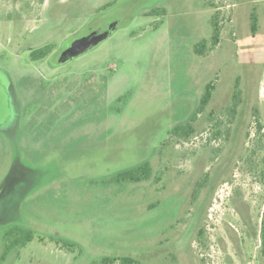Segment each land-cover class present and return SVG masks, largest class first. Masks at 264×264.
Returning a JSON list of instances; mask_svg holds the SVG:
<instances>
[{"label": "rangeland", "instance_id": "374dc122", "mask_svg": "<svg viewBox=\"0 0 264 264\" xmlns=\"http://www.w3.org/2000/svg\"><path fill=\"white\" fill-rule=\"evenodd\" d=\"M115 19L67 62L30 57ZM263 91L264 0H0V264H264ZM146 160L150 181L113 178ZM13 227L33 239L5 249Z\"/></svg>", "mask_w": 264, "mask_h": 264}, {"label": "trees", "instance_id": "16d2710c", "mask_svg": "<svg viewBox=\"0 0 264 264\" xmlns=\"http://www.w3.org/2000/svg\"><path fill=\"white\" fill-rule=\"evenodd\" d=\"M108 5H111V4L109 3L105 4L104 6H102V8L108 7ZM211 7H213V5H211ZM99 10L100 9H97L96 12ZM254 10L255 9L252 8L250 12V30L252 34H254L257 30V17H256ZM164 12H165L164 9L155 7V8L149 9L144 14L154 15V14H161ZM210 26H211V31H210L208 39L203 38L194 44L193 51L195 54L205 55L207 51L212 50L216 45H218L220 41V32H221L218 11H215L211 15ZM53 49H54L53 45L46 44L42 47L33 49L30 52V57L32 58V60H40V59L46 58L54 51H55L54 53L59 51V49H56V50H53ZM235 88L236 89L234 93L232 94V104L227 109L228 114H230V116L233 118L236 117L238 113V108L240 106V100H241L240 89H238L237 86ZM213 90H214V84L210 80L204 86L203 92L201 93L200 98L198 100L196 111L195 113H193L192 117H190V121H187L184 125L174 126L171 129L173 135L178 136L180 138H185V137H188L194 131L192 123L195 119V116L201 113L202 111H204L205 107L210 101ZM263 96H264V91H263ZM151 177H152V166L150 162L147 160L142 161L140 164L131 166L127 169L117 171L113 176V178L117 182L125 181V182H130V183L150 181ZM156 180H159V178L156 177ZM16 228L18 227H13L11 228V230H9L10 233H14L12 234V236L14 235V237H12L9 243V246L8 247L6 246L5 249L7 248L11 249L16 246H19V247L25 246L26 243L30 242L33 239V235L29 230L16 229ZM18 232H21L24 235H21V237H19ZM196 233H197L196 237L198 240L201 239V237H203V232L201 229H198ZM260 233H261V251L264 255V213L262 215ZM5 236L8 237V233H5ZM116 260H119L120 264H143L139 262L138 260H135L130 257H121L118 259L117 258H104L102 259L101 264H111L115 262Z\"/></svg>", "mask_w": 264, "mask_h": 264}, {"label": "water", "instance_id": "95a60500", "mask_svg": "<svg viewBox=\"0 0 264 264\" xmlns=\"http://www.w3.org/2000/svg\"><path fill=\"white\" fill-rule=\"evenodd\" d=\"M118 22L117 19L110 20L101 30H89L76 36L59 53V62H67L69 59L77 57L99 45L116 29Z\"/></svg>", "mask_w": 264, "mask_h": 264}, {"label": "flooded vegetation", "instance_id": "af4514ba", "mask_svg": "<svg viewBox=\"0 0 264 264\" xmlns=\"http://www.w3.org/2000/svg\"><path fill=\"white\" fill-rule=\"evenodd\" d=\"M117 27H118V25H117ZM62 51V48L58 51V52H56V53H51L49 56H47L46 58H45V60H47L48 62L50 61V59L52 58V57H57L58 56V59H57V61H59V53ZM14 136V135H13Z\"/></svg>", "mask_w": 264, "mask_h": 264}]
</instances>
